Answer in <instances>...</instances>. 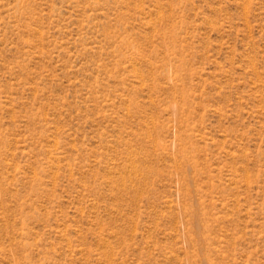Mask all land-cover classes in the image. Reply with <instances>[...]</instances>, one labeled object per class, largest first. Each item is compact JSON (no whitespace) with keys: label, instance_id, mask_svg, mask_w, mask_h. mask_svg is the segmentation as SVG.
<instances>
[{"label":"rangeland","instance_id":"1","mask_svg":"<svg viewBox=\"0 0 264 264\" xmlns=\"http://www.w3.org/2000/svg\"><path fill=\"white\" fill-rule=\"evenodd\" d=\"M0 264H264V0H0Z\"/></svg>","mask_w":264,"mask_h":264}]
</instances>
